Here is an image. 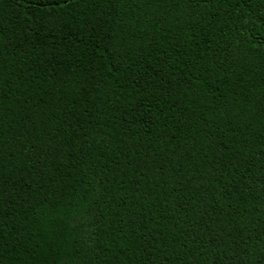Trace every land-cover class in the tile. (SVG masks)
Returning a JSON list of instances; mask_svg holds the SVG:
<instances>
[{"label":"trees","instance_id":"1","mask_svg":"<svg viewBox=\"0 0 264 264\" xmlns=\"http://www.w3.org/2000/svg\"><path fill=\"white\" fill-rule=\"evenodd\" d=\"M0 264H264V0H0Z\"/></svg>","mask_w":264,"mask_h":264}]
</instances>
